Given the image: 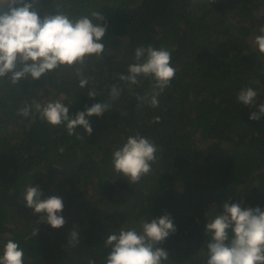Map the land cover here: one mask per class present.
I'll return each instance as SVG.
<instances>
[{"label": "trees", "instance_id": "trees-1", "mask_svg": "<svg viewBox=\"0 0 264 264\" xmlns=\"http://www.w3.org/2000/svg\"><path fill=\"white\" fill-rule=\"evenodd\" d=\"M44 11L57 6L70 16L99 11L107 25L104 57L93 61L81 89L71 70L40 80L0 84V254L8 239L24 249V264H104L106 237L120 227L169 215L176 229L157 247L168 264H205V224L228 199L241 208L264 210V115L249 119L264 103V55L253 38L264 26V0H40ZM165 47L176 68L171 86L156 108L137 107V95L151 81L129 86L127 74L139 46ZM258 82V83H257ZM121 89L110 110L89 117L87 135L64 126L17 115L32 101L62 99L69 116L110 100V86ZM245 86L259 91L254 106L236 101ZM97 96L89 98L90 89ZM159 117V123H153ZM136 133L157 146L152 172L129 185L112 167V152ZM39 187L41 199L63 201L65 223L52 229L25 207L26 185ZM75 228L80 243L69 247ZM34 229L36 235H34ZM229 239L231 232L229 231Z\"/></svg>", "mask_w": 264, "mask_h": 264}, {"label": "clouds", "instance_id": "clouds-1", "mask_svg": "<svg viewBox=\"0 0 264 264\" xmlns=\"http://www.w3.org/2000/svg\"><path fill=\"white\" fill-rule=\"evenodd\" d=\"M201 3L203 0H193ZM213 0H208V4ZM104 17L99 11L88 15L70 16L57 6L54 13L44 11L40 0H0V84L17 85L22 79L40 80L52 73L71 70L84 89L93 77L85 75L86 68L93 61H99L105 54L107 25L101 26ZM253 38V45L260 55H264V26ZM134 62L127 67V74H119L116 79L130 87L140 86L143 79L151 81L150 90L137 95V107L147 104L159 106V97L171 86L176 68L171 64L172 53L165 47L139 46L134 50ZM258 83V82H257ZM121 89L113 84L109 89L110 100L94 104L84 111L69 116V107L62 99H47L45 102L32 101L23 104L17 115L31 120L39 119L53 127L64 126L69 136L75 135L79 126L87 135L92 127L88 118L100 117L110 110L111 101L119 98ZM259 91L251 86L242 87L236 94L238 104L254 106ZM89 98L97 96L94 88L87 93ZM264 115V103L250 120L256 121ZM153 117V123H159ZM157 146L149 138L139 133L127 137L126 142L112 152V167L117 176L127 179L129 185L138 184L152 172V164L157 160ZM39 187L31 183L24 188L22 202L34 214H43L41 221L52 229L61 228L65 220L60 215L63 201L56 196L41 199ZM220 211L207 219L205 233L207 259L205 264H264V210L260 207L241 208L237 203L229 204L228 199L219 205ZM176 231L169 215L158 219L140 221L139 230L135 226L120 227L106 237L104 247L110 249L104 264H168V253L157 247ZM229 231L231 239H229ZM34 235L36 231L34 229ZM80 243L79 232L73 228L69 234V247ZM0 264H24V249L8 239L0 254ZM89 264H94L89 261Z\"/></svg>", "mask_w": 264, "mask_h": 264}]
</instances>
